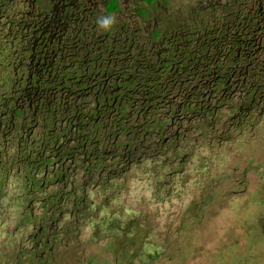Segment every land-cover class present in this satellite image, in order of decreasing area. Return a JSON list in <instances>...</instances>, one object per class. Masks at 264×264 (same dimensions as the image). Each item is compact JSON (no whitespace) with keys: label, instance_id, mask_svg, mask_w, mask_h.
Here are the masks:
<instances>
[{"label":"flooded vegetation","instance_id":"1","mask_svg":"<svg viewBox=\"0 0 264 264\" xmlns=\"http://www.w3.org/2000/svg\"><path fill=\"white\" fill-rule=\"evenodd\" d=\"M262 126L264 0H0V208L31 243L18 257L82 264L97 240L147 256L135 179L170 193Z\"/></svg>","mask_w":264,"mask_h":264},{"label":"rangeland","instance_id":"2","mask_svg":"<svg viewBox=\"0 0 264 264\" xmlns=\"http://www.w3.org/2000/svg\"><path fill=\"white\" fill-rule=\"evenodd\" d=\"M243 141L198 161V171L173 181L170 193L153 192L145 179H135L124 201L133 211L127 217L135 218L137 251L147 256L104 252V240L86 242L78 253L94 264H264V126ZM12 221L0 208V223H8L0 226V264H37V257L17 256L31 243L13 235ZM77 256L69 257L70 264Z\"/></svg>","mask_w":264,"mask_h":264},{"label":"clouds","instance_id":"3","mask_svg":"<svg viewBox=\"0 0 264 264\" xmlns=\"http://www.w3.org/2000/svg\"><path fill=\"white\" fill-rule=\"evenodd\" d=\"M118 16L116 13L103 12L96 18V26L99 31L110 32L118 24Z\"/></svg>","mask_w":264,"mask_h":264}]
</instances>
